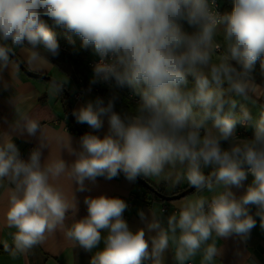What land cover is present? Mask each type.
Returning a JSON list of instances; mask_svg holds the SVG:
<instances>
[{
	"label": "clouds",
	"instance_id": "1",
	"mask_svg": "<svg viewBox=\"0 0 264 264\" xmlns=\"http://www.w3.org/2000/svg\"><path fill=\"white\" fill-rule=\"evenodd\" d=\"M232 2L221 13L217 0H0V88L10 87L6 70L18 79L21 64L42 70L61 55L59 26L98 57L84 94L96 85L108 90L72 111L91 129L78 148L68 134L47 157L42 125L30 115L33 96L18 90L11 97L16 117L0 131V188L8 192L7 225L16 229L13 255L61 229L93 253L89 264H166L169 250L175 264L198 255L199 264H215L217 238L247 240L254 216L264 229V104L257 101L258 93L264 98V0ZM52 89L63 93V82ZM125 89L135 103L118 111ZM238 126L252 137L238 136ZM38 133L39 145L23 159L15 137ZM121 173L129 182L186 181L198 195L166 217L156 206L138 211L144 227L135 232L123 218V199L85 197L87 215L65 226L78 205L62 178L84 192L86 181ZM241 188L238 196L233 189Z\"/></svg>",
	"mask_w": 264,
	"mask_h": 264
},
{
	"label": "crops",
	"instance_id": "2",
	"mask_svg": "<svg viewBox=\"0 0 264 264\" xmlns=\"http://www.w3.org/2000/svg\"><path fill=\"white\" fill-rule=\"evenodd\" d=\"M96 58L95 54L91 50L90 59ZM25 65V64H24ZM28 67L27 65H25ZM31 71L50 75L57 80L63 82L64 86L68 88L70 94L73 110L77 109L87 99H92L96 95H101L100 92H91L90 94L84 95L80 101L73 99V92L77 86V78H82L87 84H89L91 78V71L83 72L75 70L72 67L68 69H62L54 64H50L48 67L42 70H35L28 67ZM18 72L19 78L16 79L13 76V70L9 72L6 70L3 73V78L9 80L10 87L8 90L0 88V131H7L8 124L13 121L16 117V112L13 104L10 102L11 97L18 91L30 93L33 96L32 105L30 108V115L33 118L40 121L42 125V141L46 143V148L43 149L44 157H47L48 153L51 155H57L59 153L58 139L68 134L72 137L73 147L78 148V135L74 134L68 125V101L66 95L56 93L52 89L50 82L39 81L41 79H35L29 77L24 73L20 67L15 69ZM257 82H261L259 71L256 72ZM102 96V95H101ZM258 99L264 101L261 96L257 95ZM262 104L258 102V105ZM251 107V105H250ZM255 112V109H253ZM85 129L89 132L91 129L87 124H82ZM241 127L238 126L237 134L242 138H251L253 134L252 129H246L247 132H240ZM107 130V124L103 131ZM39 133L36 137H30L25 135H17L15 137V143L19 148L23 159L27 160L28 154L31 151V147H37L40 143ZM102 136V133H101ZM61 156L66 162L71 163L74 157L70 155L66 150L61 151ZM206 173L210 170H205ZM150 183L165 187L167 192H172L175 188H183L188 186L186 181H182L180 184L173 186L170 182L161 181L157 183L155 180L146 179ZM251 182V177L245 181V184ZM88 191L79 192L75 191L76 185L72 184V181L67 177L62 178L59 181L63 191L71 200L75 194L78 213L73 215L69 213L66 220L65 226L70 227L76 219L82 218L87 215V206L84 204L85 197H98L105 195L107 197H117L123 199L126 203L135 196L132 207H127L123 213V218L127 221L130 230L136 231L139 228H143L144 224L141 222L138 215V211L143 210L146 215L148 210L153 206H156L163 216L170 215L177 209L176 205L188 198H194L198 193L196 190L188 196L172 201V202H159L151 201L150 204H145L137 198L138 193L142 191L138 187L136 182H129L124 175H118L116 178L107 180L103 177H98L95 183L85 182ZM239 196L243 193L244 189H233ZM204 195H211L204 193ZM167 207V211L163 208ZM8 209V192L6 188H0V264H89L92 252L85 251L80 248L78 244L66 238L64 230L58 229L53 233L46 234L45 240L33 248L13 255L14 243L13 234L16 229L9 227L6 220V212ZM255 208H252V214L254 215ZM257 219V225L254 227L247 240H241L239 237L233 235L227 238H217L216 244L220 248L221 255L218 257L215 264H264V229L259 225V218ZM103 234V233H102ZM7 249L12 250L11 252H4ZM103 244L101 243L100 247ZM95 250H93L94 252ZM200 256L198 255L191 264H199ZM166 264H175L173 258V252L169 250L166 253Z\"/></svg>",
	"mask_w": 264,
	"mask_h": 264
},
{
	"label": "trees",
	"instance_id": "3",
	"mask_svg": "<svg viewBox=\"0 0 264 264\" xmlns=\"http://www.w3.org/2000/svg\"><path fill=\"white\" fill-rule=\"evenodd\" d=\"M223 3V9L224 12H230L233 8V2L232 0H222ZM54 31L57 33L58 41L60 45L65 46L66 50H61V55L55 59L52 60V64L62 68V69H68L69 67L74 68L75 70H80L83 72H89L91 71V68L89 66V61L91 60V49H84L81 47V40L78 36L72 33H68L65 29L59 26H53ZM259 71V61L257 62V72ZM42 82H48L46 80H39ZM66 91L68 92V88L64 86ZM99 92L102 96L107 95V88L98 85ZM64 95L65 93H61ZM121 99L117 102V110L119 111L121 108H127L130 107L132 104L135 103V100L133 99L130 90H122L120 92ZM258 102H261L264 104V101L257 98ZM73 108V106H72ZM69 109V108H68ZM68 125L69 128L73 131L74 134L78 135L76 130L73 128L71 123L68 119ZM79 126L82 128V130L86 133L88 132L85 127L82 124H79ZM79 136V135H78ZM120 175H123L122 173ZM146 180V179H145ZM147 181V180H146ZM150 185H152L155 190L158 192L165 194V195H175L180 192H182L184 189H186L188 186L183 188H175L172 192H167L165 190V187L163 185L156 186L149 181H147ZM139 185V184H138ZM141 189V193L137 195V198L140 199L145 204H150L151 201H159L166 203L165 201L159 199L154 193L148 191L141 185H139ZM12 250H4V252H11Z\"/></svg>",
	"mask_w": 264,
	"mask_h": 264
},
{
	"label": "water",
	"instance_id": "4",
	"mask_svg": "<svg viewBox=\"0 0 264 264\" xmlns=\"http://www.w3.org/2000/svg\"><path fill=\"white\" fill-rule=\"evenodd\" d=\"M17 59H19L18 56H17ZM19 67L24 73H26L31 78L46 80V81H48L50 83H53L54 81L61 82V81L57 80L56 78H54V77H52L50 75H46V74H42V73H37V72L31 71L24 64H21ZM63 92L65 93L66 99L68 101L69 110L67 112V116H68L69 122L71 123L73 128L76 130L78 135L82 136V135L85 134V132L82 130V128L79 126V124L76 123L74 118L71 116L73 108H72V101H71L70 94L66 91L65 87H64V91ZM135 182L137 184L141 185L142 187H144L145 189H147L148 191L154 193L159 199H161V200H163L165 202H172V201H176V200L182 199V198L188 196L189 194H191L192 192L195 191V188H192V187L189 186V187H187L186 189H184L182 192H180L178 194L165 195V194H162V193L158 192L157 190H155V188L152 185H150L142 177H138Z\"/></svg>",
	"mask_w": 264,
	"mask_h": 264
},
{
	"label": "built area",
	"instance_id": "5",
	"mask_svg": "<svg viewBox=\"0 0 264 264\" xmlns=\"http://www.w3.org/2000/svg\"><path fill=\"white\" fill-rule=\"evenodd\" d=\"M217 10L219 11V12H221V13H224V9H223V3H222V0H217ZM61 46V50H66V48H65V46H62V45H60ZM98 60V57H96V58H94V59H91L90 61H89V66H90V68H91V65L94 63V62H96ZM88 86H89V84H87L82 78H77V86H76V89H75V91L73 92V99L75 100V101H80L81 99H82V97L85 95L84 94V92H85V90L88 88ZM98 92L99 91V87H98V85H96V86H93V90H92V92ZM134 99V98H133ZM135 100V99H134ZM240 132H244V133H246L247 132V130L246 129H244V128H241L240 129ZM33 149V147H31V150ZM21 157L23 158V156L21 155ZM134 200H135V196H132V198L129 200V202L127 203V205H128V207L130 208V207H132V205H133V202H134ZM163 210L164 211H167V207L165 206L164 208H163ZM177 210L175 209V212H176Z\"/></svg>",
	"mask_w": 264,
	"mask_h": 264
},
{
	"label": "rangeland",
	"instance_id": "6",
	"mask_svg": "<svg viewBox=\"0 0 264 264\" xmlns=\"http://www.w3.org/2000/svg\"><path fill=\"white\" fill-rule=\"evenodd\" d=\"M18 57H19V56H18ZM19 58H20V57H19ZM257 95H258V96H261V94H260V93H258ZM263 99H264V98H263ZM138 187H140V186L138 185Z\"/></svg>",
	"mask_w": 264,
	"mask_h": 264
}]
</instances>
